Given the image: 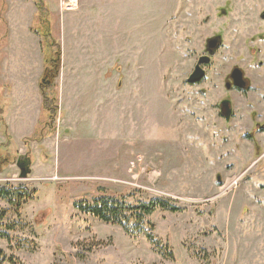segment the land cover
<instances>
[{
	"label": "rangeland",
	"instance_id": "1",
	"mask_svg": "<svg viewBox=\"0 0 264 264\" xmlns=\"http://www.w3.org/2000/svg\"><path fill=\"white\" fill-rule=\"evenodd\" d=\"M35 1L0 0V159L7 161L0 187L36 191L20 214L0 199L6 257L16 264H264V128L256 127V142L246 136L253 111L264 125L262 93L255 83L243 102L231 92L238 104L229 122L219 109L229 95L225 58L256 65L257 57L241 58L240 44H253L243 33L250 21L264 28V0H45L50 53ZM216 35L226 36V49L190 86ZM58 44L59 72L48 61L45 77ZM42 86L54 109L48 119L38 106ZM24 106L32 107L29 119ZM19 158L30 159L29 168ZM101 197L179 206L148 218L163 253L143 233L75 207Z\"/></svg>",
	"mask_w": 264,
	"mask_h": 264
},
{
	"label": "trees",
	"instance_id": "2",
	"mask_svg": "<svg viewBox=\"0 0 264 264\" xmlns=\"http://www.w3.org/2000/svg\"><path fill=\"white\" fill-rule=\"evenodd\" d=\"M43 3L47 6L45 0H36L35 4L38 6V16L40 20V27L43 26L45 28L44 36L47 39V51L50 53L52 51L51 44L48 43V39H53L52 32L50 31V22L48 19V11L46 7H44ZM39 30V29H38ZM52 42V41H51ZM53 43V42H52ZM58 49L55 52L56 58L54 60L46 61V69L43 71V76H49V72L51 71L50 63L48 61L57 62V68L55 69V74L59 72L60 62H61V49L60 44L57 45ZM53 52V51H52ZM44 77V78H45ZM43 84V83H42ZM42 92V109L43 113L46 115L45 117L48 119L50 115L54 113V109L51 107V103L48 95L43 90V86L40 88ZM2 114V112L0 111ZM39 130L35 133H41L43 127L46 126L47 120L40 121ZM3 125L6 129L7 126L3 122ZM7 134V130H6ZM23 168H29L30 159L19 158L17 160ZM7 161H2L0 159V172L2 171L4 164ZM26 162V163H25ZM36 191L26 189L25 187H0V199L6 201L9 206L14 209L17 214H20L21 208L24 204H26L29 200H32L35 197ZM75 207L80 210L82 213L89 214L95 218H98L101 221L106 223H114L118 224L123 229L130 234L137 235L143 233L146 238L150 241L153 247L163 253L161 242L157 239L154 234V225L148 220V218L154 214L157 210H166L170 212H178L182 209L179 206L172 204L169 200L163 198H151L146 201H140L136 205H132L127 203L124 199H113L108 197H101L93 200V202H76ZM6 211H0V224L2 220L6 217ZM1 226V225H0ZM17 226V225H16ZM7 229L14 230V225H8ZM9 235H5L0 231V237L8 238ZM166 256L172 257V253H168ZM5 261L10 262L11 264H16V259L13 256L6 257L4 251L0 249V264Z\"/></svg>",
	"mask_w": 264,
	"mask_h": 264
},
{
	"label": "flooded vegetation",
	"instance_id": "3",
	"mask_svg": "<svg viewBox=\"0 0 264 264\" xmlns=\"http://www.w3.org/2000/svg\"><path fill=\"white\" fill-rule=\"evenodd\" d=\"M222 15L220 17H225L227 16L229 13L227 11L224 10V8H222L221 10ZM260 19L264 21V10L260 12L259 15ZM255 24V27H254ZM261 26L260 22H256V21H250V25L247 27L245 26L243 28V33L244 36H246V34H248L246 36V38H248L249 35L252 34V38L250 39L251 41H253V44L248 46V43L245 39L242 40L241 44H240V54H244L241 56V58L243 59H247L250 56H254L257 57L258 60L256 62V65H254V67L250 70H252V72L249 70V68L245 65H241V64H234L232 63L231 59L225 58V64L227 66L228 72H227V76L224 79V92H228L229 95L226 97H230V98H226L224 97L223 99H221V101L219 102V109H220V113L222 115V117L229 122L232 118H233V110H234V104H238V103H234V99L233 96H230V93L232 92V94L234 95L235 92L238 91V96L241 97L243 100L241 102H243L245 100V97L248 96L250 94V92H253V89L251 90V84L255 83V85H257V87L259 88L261 94V102H264V93L262 91H264V80L263 82H260L258 80V77L256 73H264V31H263V26H261V30L262 31H257L259 30ZM247 27V29H246ZM212 38H217V45L214 48H210L208 46V41ZM226 36H222V35H216L213 37H210L207 39L206 41V47H205V53L202 54L198 60L197 63L194 66L193 71L195 70V68L197 66H199L200 68H202L204 70V76L201 80L197 81V82H189V77L192 73L189 75V77L187 78V83L190 86H195V85H200L204 78L206 77V69L209 67V65L212 64V57L215 55H217L218 52H220L221 50H223L226 46ZM226 49V48H225ZM261 53H263V55H261ZM231 56V55H230ZM202 58H207L208 60L206 62L200 63L199 61ZM216 62V60H215ZM263 68V70H261ZM235 70H239V72H235ZM255 76V77H254ZM264 77V76H261ZM254 80V81H253ZM262 83V84H261ZM261 84V85H260ZM245 96V97H244ZM236 101V100H235ZM224 102L226 103L227 109L230 112V118L226 119V117L224 116V114L222 113V109L224 108ZM239 102V103H241ZM251 105V104H250ZM224 110V109H223ZM254 110V109H253ZM255 111H253V113H251L252 115V119H253V128L252 130H254V132H248L246 133V136L248 137V139H250L252 142H256V138H255V134L258 136V132L260 129L264 128L263 124H259V121L255 120ZM264 120V119H263ZM258 127L259 130L256 128ZM261 133H264V129L261 130ZM256 152L259 153V146H257L256 148Z\"/></svg>",
	"mask_w": 264,
	"mask_h": 264
},
{
	"label": "water",
	"instance_id": "4",
	"mask_svg": "<svg viewBox=\"0 0 264 264\" xmlns=\"http://www.w3.org/2000/svg\"><path fill=\"white\" fill-rule=\"evenodd\" d=\"M217 45V38H212L208 41V46L210 48H214ZM208 59L207 58H202L199 61L200 63L206 62ZM235 72H239V70H235ZM204 76V70L202 68H200L199 66H197L195 68V70L193 71V73L190 75L189 77V82L193 83V82H197L199 80H201ZM224 109V110H223ZM222 109V113L224 114V116L226 117V119L230 118V112L227 109L226 103L224 102V108Z\"/></svg>",
	"mask_w": 264,
	"mask_h": 264
},
{
	"label": "crops",
	"instance_id": "5",
	"mask_svg": "<svg viewBox=\"0 0 264 264\" xmlns=\"http://www.w3.org/2000/svg\"><path fill=\"white\" fill-rule=\"evenodd\" d=\"M73 1H77V0H72V2ZM79 1V0H78ZM50 6H51V4H50ZM64 40H65V38H64ZM64 40H62L63 42H64ZM68 78H70L69 76H68ZM75 78V80H77V76L76 77H74ZM71 82L74 80V79H69ZM40 92V91H39ZM41 93H39V98L40 99H38V106H39V108H40V110H41V112H42V95H40ZM31 110H32V107L30 106V107H28V106H24V107H22V109H21V114H22V116L25 118V119H29V113L31 112ZM39 110V111H40ZM12 128V125H10V129ZM28 130H29V132H28V134L31 132V129H29L28 128ZM11 132H12V130H11ZM13 133V132H12ZM29 135H31V134H29ZM28 135V136H29ZM25 137V136H24ZM23 137V138H24Z\"/></svg>",
	"mask_w": 264,
	"mask_h": 264
}]
</instances>
